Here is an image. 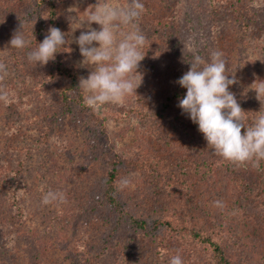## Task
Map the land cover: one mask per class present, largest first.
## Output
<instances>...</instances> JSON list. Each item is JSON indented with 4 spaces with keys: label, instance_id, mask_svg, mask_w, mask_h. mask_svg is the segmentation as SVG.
I'll list each match as a JSON object with an SVG mask.
<instances>
[{
    "label": "rangeland",
    "instance_id": "obj_1",
    "mask_svg": "<svg viewBox=\"0 0 264 264\" xmlns=\"http://www.w3.org/2000/svg\"><path fill=\"white\" fill-rule=\"evenodd\" d=\"M2 2L16 5L14 0ZM55 2L69 41L66 49L70 62L78 79L87 78L94 66L82 63L74 41L89 27L100 30L99 24H88L89 13L97 5L127 8L130 0ZM140 2L146 11L143 16H148L152 23L167 27L171 21L174 23L170 34L174 44L169 48L159 39L145 42L140 49L144 59L134 74L136 81L142 79V83L136 94L126 96L120 103L102 106L105 133L95 149L104 153L111 147L128 159L153 160L151 165L169 168L171 179L176 178L174 170L179 166L182 178L162 189L148 185L142 171L121 174L120 181H129L124 187L119 185L129 210L146 216L149 223L153 217L182 220L179 224L200 223L197 219H210L208 215L214 214L223 221L220 227L232 263L264 264V205H258V198L243 200L229 194L225 190L228 182L223 165H218L215 182L194 176L195 163L204 156L195 150L201 144L207 152L206 159L209 154L217 157L198 125L193 123L200 139L185 137L184 141L171 127L159 125L161 120L151 123L153 118L142 120L137 112L153 108L166 91L179 87L180 75L190 69L196 56L208 62L212 53L219 51L226 61L229 78L234 76L237 81L229 90L248 107L255 122L264 114V95L257 98L255 91L264 81V0ZM17 4L21 13H30L35 6L33 0H18ZM234 6L240 12H234ZM12 15L11 8L7 15L11 24L6 27L11 29L8 38L3 33L5 25H0V62L6 66L0 72V264H86L87 260L88 264H169L176 255L183 264H214L202 249H196L191 237L185 236L178 225V231L170 232L161 227L131 232L127 225H122L115 241L108 242L109 221L99 213L84 211L104 173L99 162H87L93 123L90 107L86 105L88 111L80 115L74 107L60 114L53 87L46 80V65L29 61L28 52L23 64H12L17 48L10 47L9 41L18 31L26 34L29 27L25 21L16 22ZM131 30L132 25H120L117 39H123ZM94 46L98 45L94 42ZM55 111L59 117L46 124L42 122L40 115ZM237 164L256 168L264 188V160ZM4 175L8 176L6 180ZM249 188L253 197L261 189L254 185ZM49 191L62 193L63 201L42 203ZM12 192L16 195L14 200Z\"/></svg>",
    "mask_w": 264,
    "mask_h": 264
},
{
    "label": "trees",
    "instance_id": "obj_2",
    "mask_svg": "<svg viewBox=\"0 0 264 264\" xmlns=\"http://www.w3.org/2000/svg\"><path fill=\"white\" fill-rule=\"evenodd\" d=\"M35 6L32 7L30 13H21L22 8L19 7L18 0H14L16 5H12V2L0 3V25H5L9 27L10 20L8 13L11 12V8L14 11L16 22L25 21L28 23L27 33L23 35L26 39L30 40V45L23 49L25 54H22V49H17L13 53L14 61L13 65L15 66L16 62H21L27 60L26 52H31L34 50L38 43L42 42L45 35L48 33L49 27H57L64 32V27L58 19L57 7L55 0H33ZM13 2V3H14ZM10 5V6H9ZM234 12H240L238 6L232 8ZM146 11L144 10L140 18L135 22L143 35L146 36V42L148 44L153 42L156 39L162 40L169 48H171L174 38L172 35V30L174 29V23L171 21V26L167 27L164 24L155 22L152 23L151 19L148 16H143ZM156 19V18H155ZM9 28H6L4 33L5 39L10 35ZM1 32V29H0ZM150 41V42H149ZM67 45L61 49L56 54L54 61H49L45 66L46 71V80L48 85L53 87L54 91V100L57 102V109L60 114L65 110L66 113L74 111L79 115L88 111V107L85 103V95L82 88L79 86V79L76 75L75 68L70 62L69 53L66 49ZM23 64V63H22ZM48 71V73H47ZM45 75V74H44ZM183 74L180 76L182 77ZM62 78H61V77ZM61 78V79H60ZM230 91V90H229ZM232 92V91H230ZM166 94L160 99L159 103H156L153 108L149 110L142 111L137 110L138 114L142 117V120L150 121V118H153L151 123L160 121L159 125H166L171 127V129L176 133L177 137H181L185 141V137L189 139L199 140L198 132L195 130L193 122L189 116L182 112L179 104V99L186 94V89L181 87H173L165 92ZM233 93V92H232ZM237 98L238 103L241 108L246 112L244 115L246 117V124L252 125L254 122L249 116L248 107H246L243 102H240ZM66 109H71L67 111ZM102 107L99 109L90 108V118L93 123L90 128V154L88 155L87 162H99L103 166L104 173L100 180V185L98 190H92L94 193L91 197V202L87 208H84V211H90L93 214L99 213L109 221L108 223V242L113 243L115 241V235L121 230L122 225H127L131 232L136 231H146V228L157 229L159 227L167 231H178L176 226H180L185 236L191 237L192 242L195 244L196 249H202L206 253L208 258L214 262V264H233L229 255V246L226 243L225 237L222 233L220 225L223 221H220L218 217L214 214L208 215L210 219L203 217L202 219H197L200 223H183L179 224L178 221L164 218H155L153 217L152 222H148V218L140 214L135 215L129 210L127 205L126 198H122L121 190L119 188V181L121 174L128 170H139L143 172V178L146 179V183L153 184L157 188H167L171 185L172 181L182 178V171L179 169V166H176L174 170L175 179H171V171L169 168L161 169L160 166L156 164L151 165L153 160L149 162H142L137 159H128L116 153L113 148L108 147L104 153L97 152L95 149L97 146L98 140L101 136L104 135V116L101 112ZM55 111L49 115L43 114L40 115L42 122L46 124L50 119L54 120L59 117V112ZM149 119H148V118ZM158 127V124H155ZM245 129H242V132ZM47 137V136H44ZM197 137V138H195ZM182 139H180L182 141ZM200 140L199 142H201ZM196 150V153H202L201 161H196L194 176L201 181L210 182L211 179H214L218 165H223L227 171L226 177L228 184L225 187V190L229 194L239 196L241 199L255 201V198H258L260 201L258 205L262 207L264 205V188L263 179L261 174H259L256 168L253 167H242L237 162H231L220 155L217 154V157L214 154H209V158H205L207 152H204L203 144H201ZM256 171V172H255ZM193 173V172H192ZM8 176L4 175L2 178L6 180ZM143 179V180H144ZM215 182V179H214ZM254 185L258 189L256 196L249 194V186ZM97 189V186H96ZM97 191V192H96ZM14 200L16 197L15 193L12 192ZM237 200V199H236ZM235 201V200H234ZM85 213V212H84ZM173 222V223H172ZM196 222V221H195ZM131 235V233H130ZM96 254L100 256V253L96 251ZM90 263L89 260H87Z\"/></svg>",
    "mask_w": 264,
    "mask_h": 264
},
{
    "label": "clouds",
    "instance_id": "obj_3",
    "mask_svg": "<svg viewBox=\"0 0 264 264\" xmlns=\"http://www.w3.org/2000/svg\"><path fill=\"white\" fill-rule=\"evenodd\" d=\"M143 11L144 5L140 0H130L127 8L97 5L89 13L88 24H99L100 30L89 27L87 31H81L74 41L79 46L82 63L94 66V71L87 78L79 79L78 87L86 93L88 107L99 109L107 103H120L126 96L136 94L142 79L137 82L134 74L138 73L144 59L140 49L147 38L135 22ZM120 25H132V30L118 40ZM66 36L59 28L49 27L43 41L28 53L29 61L40 65L54 61L60 52L58 49L69 43ZM94 42L98 46H94ZM30 43L22 31L14 33L9 41L10 47L17 49H24ZM190 65V69L177 81L186 89L178 104L182 112L198 125L207 144L224 159L237 163L264 160V114H260L252 125L246 124V112L235 94L229 91L237 81L234 76L229 78L223 54L213 52L208 62L196 56ZM5 68V64L0 62V72ZM255 91L257 98L264 95V81ZM118 183L124 187L129 181L123 179ZM63 199L62 193L49 191L42 203ZM169 264H183V260L176 255Z\"/></svg>",
    "mask_w": 264,
    "mask_h": 264
}]
</instances>
